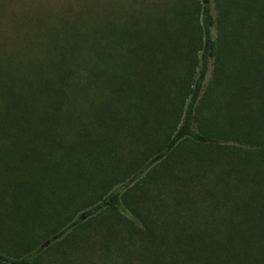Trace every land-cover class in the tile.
Wrapping results in <instances>:
<instances>
[{"label":"rangeland","instance_id":"rangeland-1","mask_svg":"<svg viewBox=\"0 0 264 264\" xmlns=\"http://www.w3.org/2000/svg\"><path fill=\"white\" fill-rule=\"evenodd\" d=\"M197 1L0 0V184L3 179L11 181L19 178L22 181L26 177L31 182L40 169L46 154V145L42 140L51 133L56 134L55 128L49 126L50 116L54 112L50 107V86L57 77H62V61L87 64L89 68L99 71L95 73L108 77L114 75L123 63L137 58L132 54L133 46H136V53L139 47L141 50L148 42L154 43L156 40L155 46L164 39L173 42L178 38L172 35L176 31L183 39L174 42V47L168 43L162 51L154 49L156 60L147 65L144 61H138L132 69H127L130 71L127 86L120 88V91L113 88V92L105 87L99 93L110 97L111 101L121 98L120 112L128 113L129 117L141 111L150 113L167 108L173 114L167 117L159 130L149 131L144 140L139 141L137 134L131 136L126 141L127 152L122 160L113 154H100L106 149L96 150V144L89 142L82 144L84 153L80 155L83 159L85 155H99L87 162L98 174L116 173L122 168L127 175L128 165L151 158V151L156 150L164 134L170 132L166 137L171 134L181 121L189 98L188 88L184 89V85H191L199 68L197 39L201 19L194 12ZM179 29H184L185 34L181 35ZM138 72L141 75H136ZM212 77L213 66H210L206 83ZM81 80L86 81L85 78ZM93 90L100 91L96 88L87 91ZM79 94L71 92L70 99L75 104L66 106L62 92L60 111L62 116L80 121V124L89 123L92 97L84 95L83 98ZM79 100H83L82 104L76 107ZM139 120L143 121V118ZM132 122V132L138 133L139 123ZM64 128L62 126V146L66 149L70 141L64 137ZM115 134L120 138L119 133ZM79 136L75 140L80 142L82 135ZM227 148H197L189 143L180 150L184 156L195 157L187 169L172 166L170 171H165L159 166L147 174L136 187L138 193L146 194L145 200L141 201L144 204L139 208L141 213L151 220L158 219L160 211L165 208L169 212L176 210L180 217L187 218L199 209L202 215L207 212L208 218L213 220L232 211L233 215L237 214V207L254 208L247 207V204L254 202L247 195L250 185L246 187L240 180V160L232 158V153L226 152ZM65 149L62 148V152ZM22 157L24 160L20 159ZM247 180L249 184L254 183L251 174ZM56 184L62 185V175L47 185L54 188ZM53 188H50L49 194L54 193ZM33 202L34 197L29 195V191L17 196L5 192L0 185V250L7 255L20 257L32 253V264H129L125 260L126 248H129L134 258L132 264L145 263L144 255L140 253L144 245L143 233L130 230L131 226L142 229L143 223L128 209H120L114 216L124 223L123 217L126 216L133 220V224L125 223L126 227L116 224L112 241L104 243L109 248H104L102 240L105 236L98 233L85 238L83 231L78 229L83 224H77L72 228L74 230L69 229L63 236L55 238L49 221L32 218L27 221L29 212L26 207ZM87 209L89 207L84 202H79L75 209L73 207V215L68 222L83 215ZM86 220L87 217L82 221ZM152 225L160 233L158 222ZM64 227V224L58 225L56 231ZM165 236L161 234V237Z\"/></svg>","mask_w":264,"mask_h":264},{"label":"trees","instance_id":"trees-1","mask_svg":"<svg viewBox=\"0 0 264 264\" xmlns=\"http://www.w3.org/2000/svg\"><path fill=\"white\" fill-rule=\"evenodd\" d=\"M194 12L201 19L197 39L199 68L191 85H184V89L188 88L189 98L181 121L171 134L167 137L170 132L164 134L156 150L151 151V158L128 165L127 175L122 168L116 173L98 174L87 162L99 155L81 158V153H84L82 144L94 143L98 148L96 150L106 149L100 154H113L122 160L127 152L126 141L131 136L137 134L139 141L144 140L149 131L159 130L173 112L168 108L153 110L159 113H138L135 110L137 114L135 112V116L129 117L128 113L120 112L121 98L111 101L110 97L99 93L105 87L112 92L113 88L120 91V88L128 85L129 67L132 69L138 61L150 64L156 60L154 49L162 51L168 43L174 47V42L183 37L180 39V35L174 31L172 35L178 38L173 42L164 39L161 45L155 46L156 40L154 43L147 41L148 45L146 42V46L141 50L139 47L136 53V46H133V53H130L137 55V58L123 63L116 72L113 71L114 75L108 77L95 73L96 70L87 64L62 61V77H57L50 86V107L54 112L50 116L49 126L55 128L56 134L51 133L42 140L46 145V154L40 169L31 182L26 177L22 181L19 178L11 181L3 179L0 184L7 193L21 196L27 190L29 195H33V204L26 207L29 212L27 221L30 218L49 221L55 238L63 236L77 224H83L78 229L83 231L85 238L101 233L105 236L102 240L104 244L112 241L116 224L122 227H126L125 223L133 224V220L126 216L123 217L125 223L114 216L120 209H128L143 223L142 229L131 226L130 230L143 233L144 245L140 253L144 255V264H264V0H198L194 3ZM179 33L184 35L185 30L179 29ZM210 66H213V77L206 83ZM82 78L86 81H82ZM130 86L139 88L132 84ZM89 88L100 91L88 92ZM62 92L66 106L75 104L70 99L71 92H78L83 98L84 95L92 97L89 123L80 124V121L62 116ZM82 101H77L76 107ZM142 118L143 121L139 120ZM132 121L139 123L138 133L132 132ZM62 126L65 127V139L70 141L66 149L62 146ZM74 127L76 129L72 131ZM115 133H119L120 138ZM79 135H82L80 142L75 140L81 137ZM189 143L197 148L228 147L230 150L226 149V152H231L232 158L240 160V180L246 187L250 185L247 195L252 197L255 205L250 203L247 207L254 208L237 207L235 216L232 211L213 220L208 218L207 212L202 215L199 209L187 218L180 217L176 210L169 212L165 208L160 211L158 219L151 220L143 215L139 208H142L144 203L141 201L145 200L146 194L138 193L136 187L159 166L161 170L170 171L172 166L187 169L188 165H192L195 157L191 155L188 159L180 152ZM62 148L65 149L63 152ZM20 159L24 160L23 157ZM250 174L254 183L249 184L247 177ZM60 175L62 185L56 184L54 188L47 185ZM47 187L53 188L54 193L49 194L50 188L47 190ZM79 202H84L89 209L68 222L73 215V207L75 209ZM85 217L87 220L82 221ZM236 218L239 220L236 221ZM153 222H158L160 233L153 227ZM62 224L65 227L56 231L58 225ZM161 234L166 236L161 237ZM103 246L109 248L108 245ZM125 260L129 264L134 260L129 248H126ZM0 264H32V253L11 257L0 250Z\"/></svg>","mask_w":264,"mask_h":264}]
</instances>
